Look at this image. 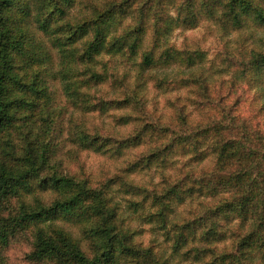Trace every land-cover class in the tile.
Wrapping results in <instances>:
<instances>
[{
  "label": "trees",
  "instance_id": "obj_1",
  "mask_svg": "<svg viewBox=\"0 0 264 264\" xmlns=\"http://www.w3.org/2000/svg\"><path fill=\"white\" fill-rule=\"evenodd\" d=\"M142 2L139 14L151 0ZM131 3L132 0L104 4L93 0H0V204L15 200L12 221L35 228L33 252L54 261L52 264H177L152 244L132 240L136 231L125 227L120 207L109 193V187L119 182L124 191L139 196L128 203L148 209L155 206L156 209L143 210V217L154 222L166 238L171 237L172 254L197 264H225L226 257L221 253L213 255L214 249L206 244L221 239L223 226L237 218L248 228H242L245 232L236 240L235 264H264V247H259L264 243L260 233L264 229V151L258 152L255 160L246 153L242 167L233 169L231 177H220L218 172L230 166L231 152L238 147V143L226 140L212 151L216 159L214 173L191 171L193 176L186 183L177 177L166 190L161 187L163 195L149 205L145 200L151 189L137 185L127 173L149 167L155 160H167L162 148L133 157L117 174L105 177L97 186L90 183L88 175L67 169L70 146L79 152L120 154L124 148L141 143L144 131L136 129L121 138L102 136L88 131L85 120L80 122L71 116L65 118L66 128L61 127L64 108L53 103L60 79L63 91L71 93L67 97L83 116L108 108L133 107L130 99L142 86L137 81L133 87L129 85L126 97L120 99L105 98L91 90L109 78L105 69L94 67L102 64L100 55L119 53L129 59L138 55V73L158 62L180 60L183 55L187 65L193 62L190 54L173 47L157 52L155 42L141 49L143 19L136 17L132 25L121 27L123 18L130 14ZM204 4L195 7L189 1L179 5L175 20L192 27L198 12L203 11L210 16L217 13L221 23L233 27L243 25L247 19L264 26V0H205ZM75 6L78 9L74 12ZM160 25L152 29L154 35L161 32ZM252 62L254 72H264V52L255 53ZM115 79L118 78L112 77ZM130 118L129 113L115 117L121 123ZM187 139L191 141L184 153L190 160L201 158V142L193 137ZM177 142L178 138L172 137L165 149ZM222 184L229 186L230 197L208 216L169 219L172 200L182 202L193 192L214 195ZM4 237L5 229L0 224V240ZM256 249L259 252L254 253ZM256 254L260 261L253 259Z\"/></svg>",
  "mask_w": 264,
  "mask_h": 264
},
{
  "label": "rangeland",
  "instance_id": "obj_2",
  "mask_svg": "<svg viewBox=\"0 0 264 264\" xmlns=\"http://www.w3.org/2000/svg\"><path fill=\"white\" fill-rule=\"evenodd\" d=\"M93 1L104 4L110 0ZM142 1L144 0H132L128 8L130 14L123 18L121 27L125 24L132 25L136 17L142 18L144 42L141 49H147L155 42L157 52L173 47L190 54L193 62L187 65L183 55L180 60L158 62L138 73L139 68L135 63L138 55L133 59L119 53L100 55L102 64L96 63L94 67L105 69L109 78L100 85L92 86L91 90L105 98L120 99L126 97L128 86L133 87L137 81L142 86L137 96L130 99L133 107L108 108L106 111L86 112L80 116L79 109L67 97L71 93L63 91L61 79L56 85L53 103L64 108L61 127L66 128L65 118L71 116L73 120H85L91 133L97 132L112 138H121L143 128V141L124 148L120 154H100L89 150L79 152L70 146L67 169L88 175L90 183L95 186L105 177L117 174L133 157L144 155L155 147L166 151L167 160H155L149 167L135 168L127 173L137 185L151 189L145 200V205H149L163 195L165 187H169L168 183L177 177L183 179L181 183H186L187 178L193 176L191 171L198 174L214 173L216 159L212 151L226 140L238 143V147L231 152L230 166L218 172L220 177H231L233 169L242 167L246 153L249 159L253 157L255 160V155L264 151V72H254L251 67L254 54L264 52V26H256L247 19L243 25L233 27L221 23L217 13L210 16L199 11L195 24L185 27L175 20L176 8L189 1L198 7L200 3L205 5V0H151L139 14ZM77 7L73 8L74 12ZM159 23L161 25L158 30L161 32L157 36L152 29ZM112 77L118 79L112 80ZM109 81H113L115 85H111ZM120 113H129L131 118L121 123L115 119ZM172 137H177L178 142L165 149ZM188 137L201 142L199 149L204 153L201 158L190 160L188 154L184 153L191 141ZM251 172L256 174L254 169ZM161 187L163 190H160ZM124 190L119 182L109 187L113 201L120 207L125 227L136 231L132 240L141 245L152 244L164 255H168L170 262L197 264L180 254H172L171 237L166 238L154 222L143 217V210L156 209L155 206L148 209L139 204L131 205L128 200L139 199V196ZM229 190L227 184H222L220 191L214 195L193 192L182 202L175 203L172 200V212L168 217L172 221L200 215L204 218L217 209V205L229 199ZM15 207L14 199L0 204V224L5 229V237L0 240V263H54L47 257L34 254L35 228L12 221ZM258 211L262 213L261 210ZM238 222L237 218L231 219L223 226V237L206 244L214 249L211 250L213 255L221 253V256L226 257L225 264L237 262V251H233L236 240L248 228ZM260 233H263V237L264 229ZM256 237L260 239L259 234ZM259 247L262 250L264 243ZM253 251L259 252L258 249ZM253 259L260 261L257 254Z\"/></svg>",
  "mask_w": 264,
  "mask_h": 264
}]
</instances>
